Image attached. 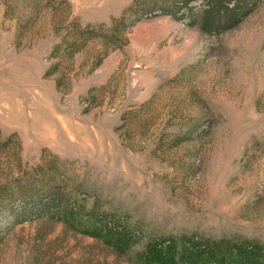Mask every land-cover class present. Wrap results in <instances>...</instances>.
<instances>
[{
  "label": "rangeland",
  "instance_id": "374dc122",
  "mask_svg": "<svg viewBox=\"0 0 264 264\" xmlns=\"http://www.w3.org/2000/svg\"><path fill=\"white\" fill-rule=\"evenodd\" d=\"M66 1L0 0V136L22 161L0 150L1 182L33 192L0 201V264H132L31 217L58 187L146 239L264 243V0ZM125 14L116 48L53 57L74 19L109 33ZM49 162L57 185L39 181Z\"/></svg>",
  "mask_w": 264,
  "mask_h": 264
},
{
  "label": "trees",
  "instance_id": "16d2710c",
  "mask_svg": "<svg viewBox=\"0 0 264 264\" xmlns=\"http://www.w3.org/2000/svg\"><path fill=\"white\" fill-rule=\"evenodd\" d=\"M33 1L37 3L44 1L45 7L56 12L62 6L67 5L69 9L71 7L66 0ZM157 1L147 0L139 7L140 9L146 8L150 3ZM128 13L141 16V11L138 7L135 8V5L128 10ZM126 14L114 21V27L109 33L106 32L108 31L106 24L83 25L79 20L74 19L69 26L68 33L64 34L62 42L54 47L53 57H58L59 60L73 61L75 52L81 50L88 42L96 40L95 38H100V42L108 49L116 48L126 29ZM60 19L61 22L66 20L64 17ZM57 66H60L59 62L54 64L49 72L55 73ZM12 141V137L1 141L0 136V150H8L10 146H13L16 152L13 154L11 164L15 163V165L20 164L21 166V145L19 141ZM9 157L11 158L10 154ZM45 169L47 172L40 174L39 181L43 184L57 185L55 177L60 170L56 164L49 162ZM21 178L15 184H19L22 181ZM2 179L0 173V185L3 186L0 187L1 202L6 199L12 201L16 198L25 200L33 197V192L16 191L2 183ZM58 189L62 193H51L49 198L42 200V202L40 199L41 205L34 206L35 210L32 211L31 217L40 219L45 223L59 221L75 233L100 240L116 254L127 256L132 264H264V243L261 241L228 237L211 238L197 234L146 239L126 222L120 221L106 212L99 211L95 207L88 208L85 204H75L71 195L63 197L64 187L62 189L58 187ZM43 203L45 204L43 205Z\"/></svg>",
  "mask_w": 264,
  "mask_h": 264
}]
</instances>
